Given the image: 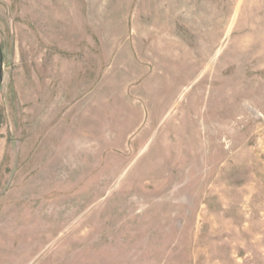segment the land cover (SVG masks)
Listing matches in <instances>:
<instances>
[{"label": "rangeland", "instance_id": "374dc122", "mask_svg": "<svg viewBox=\"0 0 264 264\" xmlns=\"http://www.w3.org/2000/svg\"><path fill=\"white\" fill-rule=\"evenodd\" d=\"M0 264H264V0H0Z\"/></svg>", "mask_w": 264, "mask_h": 264}, {"label": "crops", "instance_id": "0c3cea01", "mask_svg": "<svg viewBox=\"0 0 264 264\" xmlns=\"http://www.w3.org/2000/svg\"><path fill=\"white\" fill-rule=\"evenodd\" d=\"M48 247H51L52 250L51 251L48 250ZM43 248H44V252L43 253L48 252V251L51 252L52 262H57L58 263L59 261H62V262L65 261V258H64V246L62 244L61 245V248H60L59 241H57V244H56L54 240H48L44 244V247ZM30 262H31V260H30Z\"/></svg>", "mask_w": 264, "mask_h": 264}]
</instances>
